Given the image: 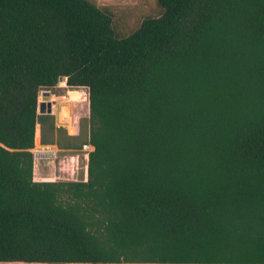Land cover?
Segmentation results:
<instances>
[{"label":"trees","instance_id":"obj_1","mask_svg":"<svg viewBox=\"0 0 264 264\" xmlns=\"http://www.w3.org/2000/svg\"><path fill=\"white\" fill-rule=\"evenodd\" d=\"M157 5L121 37L88 0H0V262L264 264V0ZM60 79L83 141L38 113ZM37 125L93 146L86 181L33 180Z\"/></svg>","mask_w":264,"mask_h":264},{"label":"rangeland","instance_id":"obj_2","mask_svg":"<svg viewBox=\"0 0 264 264\" xmlns=\"http://www.w3.org/2000/svg\"><path fill=\"white\" fill-rule=\"evenodd\" d=\"M99 8L108 11L112 16V24L115 32L121 36H127L135 30L143 18L156 17L160 15L161 9L157 5V0H88ZM48 95H47V94ZM51 102V114L56 126H60L66 130L67 134H77L80 127L81 133L78 135V141H83L87 136V89L77 88L71 89L65 84V79H60L58 84L51 89H42L38 94V102ZM86 104V107H85ZM68 110V113H67ZM39 113V111H38ZM68 117V121H67ZM77 132V133H74ZM39 142V125L36 127V145ZM78 161L82 159V153ZM78 173L70 181L82 180L83 165L79 163ZM53 167V166H52ZM82 167V168H81ZM53 171V169H52ZM49 172V171H48ZM47 172V173H48ZM53 178V176H52ZM60 181V179H56ZM66 181V180H65ZM69 181V180H67ZM20 264V263H17Z\"/></svg>","mask_w":264,"mask_h":264},{"label":"crops","instance_id":"obj_3","mask_svg":"<svg viewBox=\"0 0 264 264\" xmlns=\"http://www.w3.org/2000/svg\"><path fill=\"white\" fill-rule=\"evenodd\" d=\"M80 88H84V87H80ZM85 107H86V104H85ZM87 112H88V104H87ZM67 113H68V110H67ZM78 130H80V127L77 129V131ZM74 133H77V132H74ZM68 135L78 136L79 132L77 134H68ZM36 144L37 143H36V134H35L34 146ZM32 153H33V180L34 181H38V182L56 181V179H60V181H65V180L70 181L78 173V168L80 167L79 163L83 165L82 167L84 171L82 173V176L84 177V173H85L84 167L87 164V159L82 154H81L82 159L78 161V157L80 156V154L75 155V152L64 151L63 149H59L55 144H41L40 137H39V142H38V148L34 147L32 149ZM17 263L29 264V263H23V262H0V264H17ZM73 264H76V263H73Z\"/></svg>","mask_w":264,"mask_h":264},{"label":"built area","instance_id":"obj_4","mask_svg":"<svg viewBox=\"0 0 264 264\" xmlns=\"http://www.w3.org/2000/svg\"><path fill=\"white\" fill-rule=\"evenodd\" d=\"M93 150V146L88 142L86 141L85 143H83L80 147V152L82 153V155L87 159L88 158V154L90 151ZM85 168V173H84V177L82 178L83 181H86L87 180V174H86V166L84 167Z\"/></svg>","mask_w":264,"mask_h":264},{"label":"water","instance_id":"obj_5","mask_svg":"<svg viewBox=\"0 0 264 264\" xmlns=\"http://www.w3.org/2000/svg\"><path fill=\"white\" fill-rule=\"evenodd\" d=\"M38 111H39L40 114H49V113H51V111H52L51 102H49V101H47V102H45V101L38 102Z\"/></svg>","mask_w":264,"mask_h":264},{"label":"bare ground","instance_id":"obj_6","mask_svg":"<svg viewBox=\"0 0 264 264\" xmlns=\"http://www.w3.org/2000/svg\"><path fill=\"white\" fill-rule=\"evenodd\" d=\"M67 121H68V117H67Z\"/></svg>","mask_w":264,"mask_h":264}]
</instances>
